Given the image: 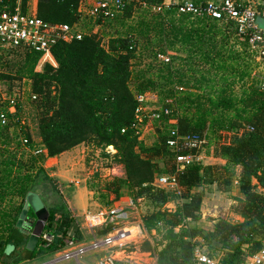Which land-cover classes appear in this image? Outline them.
Masks as SVG:
<instances>
[{"label": "trees", "instance_id": "16d2710c", "mask_svg": "<svg viewBox=\"0 0 264 264\" xmlns=\"http://www.w3.org/2000/svg\"><path fill=\"white\" fill-rule=\"evenodd\" d=\"M80 1L38 0L37 18L49 27L72 28L79 21ZM164 2L135 0L114 19L129 20L137 10L149 16L151 20L139 24L136 31L146 41L143 47L131 31L127 36L109 38L107 49L91 34L81 40L57 41L51 48L57 66L45 64L40 72L36 67L41 53L26 48L0 51V67L5 69L0 79L11 84L28 83L40 138V146L36 148L25 126L13 120L20 118L19 100L16 112L10 114L7 101L0 97V115L5 114L8 119L7 125H0V264H19L34 259L36 253L57 252L63 247L71 221L58 217L55 211L48 210L43 230L53 237L52 242L39 238L33 252L26 251L28 238H23L16 224L29 192L44 184H49L55 192L54 182L44 168L46 160L79 145L101 151L113 148L115 153L111 158L121 166L123 175L104 184L107 194L115 200L126 194L135 203L147 200L152 205L153 210L140 223L146 234L160 236V248L152 249L157 264H195L193 251L198 239L205 243L211 255V246L219 245L220 264H243L246 254L260 249L264 242V195L256 192L255 187L264 189V95L251 78L252 59L245 45L234 38L229 25L177 15L175 10L154 14L140 6L144 3L150 8ZM26 3L27 0L20 2L22 13H26ZM6 5L13 11L16 0H0V12ZM114 21L107 25L110 27ZM132 46L135 48L130 49ZM170 51L175 55L169 63L157 61V55ZM146 58L153 63L147 68L156 65L159 71L154 77L162 76L157 81L169 82L170 94L166 98L172 103L163 104V108L172 107L177 134L204 141L206 132L233 133L231 142L215 148V155L226 162L225 166L204 168L193 164L176 172L175 153L166 143L170 128L166 119L161 120V128H156L157 138L152 146L138 141L131 128L137 108L135 94L154 92L158 85L156 80L141 75L134 80L135 90L130 89L133 61ZM196 74L198 78L193 83ZM210 74L214 78L206 77ZM185 76L190 78L182 82ZM216 76L219 81L215 80ZM236 83H240L238 95L234 92ZM178 85L186 90L181 104L175 103L174 94H181L178 88H183ZM176 105L183 109L182 114L175 109ZM245 127L253 131L244 130ZM240 130H243L241 134ZM20 139L27 143L23 145ZM37 150L41 152L34 154ZM159 162H164L163 172L158 168ZM230 167L241 169L238 185L242 198L236 200L233 212L243 222L231 224L220 219L203 233L196 225L201 220L203 201L198 189L219 183L222 175H229ZM161 173L175 177V190L166 191L154 185ZM172 196L183 201L175 210L166 208ZM27 218H35L31 210ZM110 232L108 229L103 234ZM41 243L46 244L42 245L46 247L44 251L38 249ZM7 247H12L8 255L4 253Z\"/></svg>", "mask_w": 264, "mask_h": 264}, {"label": "built area", "instance_id": "2783aa9c", "mask_svg": "<svg viewBox=\"0 0 264 264\" xmlns=\"http://www.w3.org/2000/svg\"><path fill=\"white\" fill-rule=\"evenodd\" d=\"M20 2L21 0H16V6L13 11L8 10L6 5L0 12V51L26 48L41 53V58L36 67V71L40 72L45 64L56 67L51 56V48L57 41L71 42L72 40H81L85 35L91 34L97 36L101 45L107 49L108 40L99 36V30L106 29L108 27L107 24L114 21L128 7L132 6L135 0H94V3L86 10V16L92 21V31L88 33L78 31L76 29L77 25H74L72 28L64 25L49 27L37 18L36 9L38 0H27L26 13H22ZM82 5L83 0H81L78 8L79 15L82 13ZM140 6L141 9H149L154 14L175 10L177 15H188L192 19H208L221 26L229 25L228 29L233 32L234 38L238 42L245 45L246 53L251 57L252 61L254 59L264 63V0H208L204 4H196L192 0H165L162 5L150 8L144 3L140 4ZM262 21L263 26H260L258 23ZM133 48L135 46H132L130 49ZM236 48L239 49L240 47L237 46ZM138 52L136 55H138ZM173 56L168 52L164 55H157V61L169 63ZM255 69L252 70L251 76L256 81L258 90L264 95V70L263 72H259V67L257 70ZM178 91L183 92L184 89L178 88ZM32 99L35 98L32 97ZM4 100L9 105L8 112L14 114L18 98L12 97L5 98ZM135 100L137 108L131 128L138 137V141L143 143L145 131L154 130V124H158V127L161 128V120L166 119L170 126L169 139L166 143L168 148L175 153L174 164L176 172H181L193 164H199L198 153L201 150L203 140L198 137H187L177 134L175 127L177 121L172 107L156 108L157 96L154 92L150 91L135 94ZM171 103V100H167L164 106H171ZM14 119V121H19L21 126L24 125L20 118ZM7 123L8 119L6 115H0V125L4 126ZM150 126L152 127L151 129H149ZM244 130L253 131L250 127H245ZM242 132L243 130L239 131L240 134ZM20 140L23 145L27 143L26 140ZM183 150L195 151L196 153L182 154ZM40 152V150H37L34 154ZM156 182L158 184L154 183V185L158 187L176 188L174 176H158L156 177ZM133 204L131 203L130 209L136 211V206ZM99 215L104 219L103 224L107 219H110L111 223L115 226L129 224V214L120 209L109 210L107 213ZM88 217L92 216H87L86 219ZM132 227L138 230V234L134 239H137L138 236H143L141 223H137V225ZM124 229L118 228L112 230L103 240L95 241L90 249H97L102 246L116 248L130 243L133 239L121 242L125 236ZM40 238L48 243H51L53 240L52 236L44 233ZM69 243L70 245L73 244L71 241ZM121 252V258H119L120 256L117 258V254L112 253L102 257L97 264H157L155 256L149 255L150 261L142 263L143 261L141 260L138 261L127 257L125 251ZM83 253L84 250L81 249L76 253H65L63 258H77L78 255ZM193 257L195 264H220V258L216 259L211 255L202 240L198 241L194 246ZM243 264H264V242L257 252L245 255Z\"/></svg>", "mask_w": 264, "mask_h": 264}, {"label": "rangeland", "instance_id": "374dc122", "mask_svg": "<svg viewBox=\"0 0 264 264\" xmlns=\"http://www.w3.org/2000/svg\"><path fill=\"white\" fill-rule=\"evenodd\" d=\"M195 1L206 2L208 0H195ZM86 10H88V8ZM138 12L139 11L135 12L129 20H122L120 18L117 21H114L110 27L109 26L106 27L105 29L106 31L104 32V35L102 37L105 40H108L109 38L116 37V36H127L129 33L132 32L131 34L133 33L135 34V37L139 41V44H141L143 47V45L146 44V41L136 31L139 30V27H138L139 24H141L142 22H149L151 19L149 16L139 14ZM258 24L260 26H263V21L259 22ZM76 29L84 33L81 30V28L76 27ZM146 50L149 52V49H146ZM171 51L168 53L172 54L173 56L175 52H171ZM176 53H179V52L176 51ZM148 54H150V52ZM176 58H180V57H176ZM148 64L149 65L153 64L150 62V58H146L143 60L141 59L139 61L138 60L133 61V66H132L133 79L130 81V85H131L130 89L132 91L135 90L134 88L136 84L134 80H136L137 77H140L141 75H144L143 76L144 79L156 80V82H158V85L156 86V90L154 91V93L157 96L156 108H163V104H165L167 100L166 97L170 94V91L167 90V86L169 82L165 81L164 79H159L157 81V79L161 78L162 76L154 77L159 73V71L157 68L154 67L156 65L152 67L150 66L149 68H147ZM179 65H180V62H179V59H177L176 66H179ZM251 66H252V70L254 68H256L255 70H257L258 67H259V72L261 71L263 72L264 70V63L260 61L258 62L254 59L251 63ZM4 71L5 69L0 67V74L5 73ZM251 75H252V71H251ZM213 76L214 75L212 74L206 75L207 78H214ZM252 77L253 76H251V78ZM188 78L190 77L185 76V78L182 79V82H186ZM197 78H198V74L194 76L192 82L194 83ZM215 80L219 81L220 79L216 76ZM188 84H189V88H191L192 83L190 82ZM239 84L240 83H236L234 85V92L236 95H238L240 91ZM178 86L183 87V85H178ZM183 88L185 92L186 91L185 86ZM184 92H182L181 94H177V93L174 94L175 99H176L175 103L181 104L183 102L182 94ZM29 95H30V91H29L28 83L13 82V84H11L9 82H6L0 79V97L2 98V100L5 98H12V97L18 98L19 104L21 106L20 119L22 120L24 124L23 126H25V129L29 132L32 138V142L34 143L35 146H37L36 148H39L40 138H39V133L37 129V112L35 110L34 105L31 103ZM175 109L178 110L179 114H182L183 109L180 107V105H176ZM152 127L150 126L149 129H151ZM157 127H158V124L156 128ZM149 134H151V132H149ZM232 138H233V133H229V132L227 133L222 132L219 134L218 133L214 134L211 131L206 132V135L204 138L205 140L203 141L201 151L202 152L204 151L206 152V155H209L210 152L214 150L218 145L223 144V143L227 144L231 142ZM82 146L83 145H81V147ZM82 148H85V150L88 149L87 146H83ZM89 151H90V157H92L97 162L95 163V165H98V166H95L96 168L95 170H97L98 174L102 176V179L110 181L113 177H121L123 175L121 166L117 165L111 158V156L115 153L113 148L109 147L105 151H101V150H97L93 148L92 146H89ZM51 162L54 163V160H52ZM159 163L160 165H158V168L160 167L159 168L160 170H164L165 169L164 162H159ZM214 163H215V160H204L203 159L200 165L206 168V167L214 165ZM229 169H230L229 175L227 176L222 175V178H220L219 183L213 184V185H205L199 189V192L202 193L203 195V199H204L203 207L205 209V212L201 214V220H200L201 223L199 222L198 226H199V229L203 233H206L210 229H212L213 224L220 219L225 220L231 224H237V223L243 222V219L233 212V207L237 205L236 200L238 198H242L241 193L239 191V185L237 183V178H238L237 176L239 174V171H238L239 169H237L236 167H230ZM47 172H51V170L48 169ZM83 174L84 176H81ZM74 178L76 180L85 178V173L83 171H79L77 176H75ZM154 183L155 184L157 183L156 178H155ZM39 189L42 192L44 191L43 188L41 187L38 188V190ZM164 190L168 191L169 189H164ZM255 191L260 192L261 194H264L262 188L255 187ZM56 196L58 198L56 201L57 203L59 202L61 206L59 207V211H61V216L63 215L64 217V214H65L66 218L71 221L70 231L71 230L74 231L75 240L77 241L76 243H78V245H81L80 247H83V248L90 247L95 241L103 240L106 237V235H104L103 232L108 229H111L112 231L118 228L123 229V228H127V227L129 228V227L137 225V223H140L139 221L144 215H146L147 213L153 210V207L149 201L138 200L136 202V205H137L136 209L138 211V215H136L135 212L129 215V220H128L129 224H121L119 226H115L111 223L110 219H107L103 225L95 227L96 225L101 223V219H94V220L92 219L88 223L86 218L78 216L72 202H69V200L68 201L63 200L61 194L59 196L58 193H56ZM171 199H172L171 202L167 204L166 206V208L169 210H175V208L180 206V204H182L183 202L180 198H178V196L177 197L172 196ZM110 204L111 202L107 201V204H105V207L107 208L108 206H110ZM21 231L23 233L28 232L27 229H23V230L21 229ZM142 233H143V236H138L137 239H133L130 243H126L124 245H121L120 247L118 246L116 248H110L107 246H102L97 249H89L85 253L78 255L77 258L73 257L70 259L63 258L64 252H67L69 250L61 251L59 252L60 253L59 255L52 254L50 256H46V254L36 253V256L33 260L28 261L27 263L21 262V264H97V262L102 257L108 254H112L115 251H125L127 257H130L131 259L138 260V261L141 260L143 261L142 263H145L144 261L149 262L150 261L149 255L150 256L152 255L153 257L155 256V252H153L152 249L160 248L159 247L160 236H157L155 233H151L150 235H148L145 233L144 230L142 231ZM67 238L64 239L65 242L68 241ZM135 241H139V243L136 244ZM65 242L63 241V245L65 244ZM123 242H126V241H123ZM42 245L46 246V244L41 243V246L38 249H41L42 251H44L43 249H45L46 247H43ZM213 246H211L210 248L211 251L213 250L212 255L216 259L221 258V251H219V245L214 243ZM19 253L20 252H18V254ZM146 253H149V255ZM21 255H22V252H21ZM121 255L122 254L118 255L120 256L119 258H121ZM59 256H62L61 257L62 260L53 262Z\"/></svg>", "mask_w": 264, "mask_h": 264}, {"label": "crops", "instance_id": "0c3cea01", "mask_svg": "<svg viewBox=\"0 0 264 264\" xmlns=\"http://www.w3.org/2000/svg\"><path fill=\"white\" fill-rule=\"evenodd\" d=\"M193 2H195L196 4H204L205 3L202 1H195V0ZM93 3H94V0H83V5L81 6V8H83V9H81L82 13H81V15H79V21L76 25H77V27L81 28V30L84 33L92 31V21L90 18H88L86 16V9L87 8L89 9V7ZM138 13L140 14V13H142V11H139ZM145 14H148V13L145 12ZM105 31H106L105 29H100L99 30V36L102 37L104 35ZM53 62H54V60H53ZM55 65H56V63H55ZM149 132H151V134H149ZM150 135H151V137H150ZM156 138H157L156 127H154V130L145 131L144 138H143V144L145 146H148V147L152 146L155 143ZM83 146H85V145H83ZM82 147H81V145H79V146H77V147H75V148H73L67 152L62 153L61 155H59L57 157L49 158L46 161V163L44 164V168L46 170V173L54 182L55 192L52 190V187L49 184H44L41 186V188H43V190H44L43 192L40 191V189L39 190L37 189L34 193L39 195V197L41 198L45 208L47 210L55 211L58 217L61 216V211H59V207H61V206H60V203L59 202L57 203V201H56L58 199L56 196V193H58L59 196L61 194L63 200H65V201L69 200V202H72L78 216H81L83 218H87V215L92 216V217H88V219H86L88 223L92 219L93 220L94 219H101V223L96 225V226H100L104 222V219L99 214L107 213L109 210L120 209V210H123L124 212L128 213L129 215L133 214L134 212L136 215H138L137 209H136V211L130 209L131 203L133 204L134 201L128 195L124 194L121 198H119L118 200H115L113 195L107 194L103 190L104 184L108 180L102 179V176L100 174H98L97 170H95L96 169L95 166H98V165H95V163H97L96 160H94L92 157H90L89 147L87 146L88 149H86V150H85V148H82ZM200 151L198 153L199 164H201V161L204 159V160H215V163L212 166H225L226 165V162L224 160H222L221 158H219L215 155V149L212 150L209 155H206V152H204V151L203 152L202 151L200 152ZM52 160H54V163L51 162ZM92 160H94V161H92ZM158 165H160V163H158ZM236 168L239 169L238 170L239 174L237 176L238 177L237 183H238V179H239L241 169L239 167H236ZM48 169L51 170V172H47ZM79 171H83L85 173V178H82L80 180H76L74 177L77 176ZM160 171L163 172V170H160ZM81 176H84V174ZM157 176H168V175L161 173V174H158ZM72 178H74V179H72ZM253 184H255V182ZM156 187H158V186H156ZM159 188L169 189V190H175L176 189V188L170 189V188H165V187H161V186ZM198 192H199V189H198ZM49 201H51V202H49ZM107 201L111 202V204H110V206H108L106 208L105 204H107ZM203 202L204 201H202L201 210H200L201 214L205 212V209L203 207ZM133 205L136 206V208H137V205L135 202ZM64 217H66L65 214H64ZM28 220H29V222L33 221V219H31V220L28 219ZM199 222L201 223V221H199ZM199 222L196 225H198ZM92 227H94V226H92ZM127 228L124 229V232L127 230ZM129 228H135V227H129ZM70 229H71V226H69V228H68V231H67V237L68 238L67 237L66 238L69 240V242L71 241L73 244L70 245L69 242H66L63 245L65 248L62 247L57 252L45 253L46 256H50L52 254L59 255L60 254L59 252L67 251V250H69V251L64 252V254L65 253H76L81 249H83L84 253H85L86 251H88L91 248V246L87 247V248L80 247L81 245H78V243H76L77 241L75 240L74 231L73 230L70 231ZM20 232L23 234L24 239H27L29 237L28 235H25V233H23L21 230H20ZM135 237H133L131 239L129 238V240H127V241H130V240L134 239ZM200 240L201 239H198L197 241H200ZM135 243L138 244L139 241H136ZM113 253L117 254L116 255L117 258H118L119 254H122L121 251H115ZM146 254L149 255V253H146ZM6 255H8V254H6ZM61 257L62 256H59L53 262H57L58 260H62ZM28 261H31V260H25L23 262L27 263ZM19 264H21V263H19Z\"/></svg>", "mask_w": 264, "mask_h": 264}, {"label": "water", "instance_id": "95a60500", "mask_svg": "<svg viewBox=\"0 0 264 264\" xmlns=\"http://www.w3.org/2000/svg\"><path fill=\"white\" fill-rule=\"evenodd\" d=\"M29 210H31L35 216V219L31 222H29L27 218ZM48 217V210L45 208L39 195L34 192H29L25 197L23 209L16 224L17 229L28 230V232H25V234L29 236L25 245L26 251L33 252L35 250ZM11 251L12 247H7L5 254H9Z\"/></svg>", "mask_w": 264, "mask_h": 264}, {"label": "bare ground", "instance_id": "6f19581e", "mask_svg": "<svg viewBox=\"0 0 264 264\" xmlns=\"http://www.w3.org/2000/svg\"><path fill=\"white\" fill-rule=\"evenodd\" d=\"M124 233H125V236L121 240V242L127 241V240H129V238L131 239V238L135 237L137 235L138 231L135 228H127V230Z\"/></svg>", "mask_w": 264, "mask_h": 264}]
</instances>
